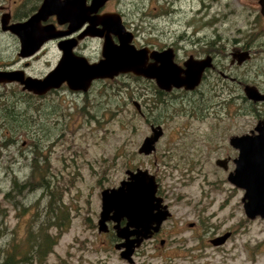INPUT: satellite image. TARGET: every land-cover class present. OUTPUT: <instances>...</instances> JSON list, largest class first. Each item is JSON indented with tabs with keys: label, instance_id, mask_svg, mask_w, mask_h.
I'll use <instances>...</instances> for the list:
<instances>
[{
	"label": "rangeland",
	"instance_id": "rangeland-1",
	"mask_svg": "<svg viewBox=\"0 0 264 264\" xmlns=\"http://www.w3.org/2000/svg\"><path fill=\"white\" fill-rule=\"evenodd\" d=\"M186 1L188 8L191 2L194 6L200 2ZM203 1L221 4L224 9L240 13L244 3L257 0ZM161 2L162 0H149L144 6L148 20L139 24V34L143 37H175L185 30L190 34L192 26L198 27L207 21L201 18H187L184 21L185 18H177L178 12L169 6L163 11L164 14L170 11L167 17L160 16ZM177 2L182 6L180 0H175L174 7H177ZM213 15L212 25H205L201 33L211 36L215 34L213 29L217 28L224 35L229 26L231 31L226 33L229 36L236 34L234 29L237 24H233V16H230V24H222L217 21L221 19L222 12L210 11L209 16ZM187 23L190 27L185 28ZM219 25H222L221 29ZM254 65L264 69V52L261 58H253L247 63V67L252 69H255ZM132 87H135L133 79L122 75L115 80L96 82L87 94L70 91L64 86L38 99L21 91L19 87L0 88V142L5 139L14 140L7 147L0 144L1 256L12 245L17 250L20 247L19 251L24 253L27 250V241L29 237H33L38 223L44 224L53 220L49 217L52 212H57L66 219L65 226L60 230L49 229V233L53 237L56 235L57 239L55 238L53 253L41 264H126L113 248L101 244L103 237L92 230L86 217L95 219L100 210V192L103 188L117 185L125 178L126 169L142 162L134 151L149 129L131 103ZM14 108L20 109L21 114H26V119L22 115L24 122L18 123V127L13 123L9 128L6 117ZM174 110L179 114L184 109L176 106ZM249 110L250 107L247 106L245 129L242 128L244 130L251 129L256 122ZM161 111H153L158 121L162 117ZM175 115L166 122V137L158 145L155 162L153 157L147 160V168L158 176L162 193H166L174 217L186 211V218L195 221L196 216L189 213L191 210L188 209L192 208L195 201L186 200L185 197L198 199L202 191L207 189V185L201 177L184 182L185 178L180 177L179 168H175L173 163H163L164 155L169 154H165L166 147L170 145L168 137L176 129L182 132L181 135L188 132L187 138L201 133L205 136H217L223 129L221 125L227 120L224 118L218 122L212 116L200 118L194 115ZM173 154L177 158L178 154ZM217 154L216 151L209 154V163L203 169L209 181L213 180L215 174L220 175L213 166ZM32 165L35 166V171L31 174ZM13 177L18 179V184L26 183L32 189L12 191ZM42 178H45L43 182ZM40 183L47 184V193L44 190L46 188L34 189ZM9 190L10 200H6L4 195ZM50 191L55 197H60V205L57 206V200L53 197L49 200ZM208 194L212 200L206 210L199 213L200 221L195 230L198 238L191 239V232L188 230L172 229L173 234L167 236L169 240L161 250L162 255L150 257L149 264H264V219L246 217L239 191L230 192L225 206H222L225 203L220 204L225 197L222 190L208 184ZM213 194L216 195V202ZM225 231H232V237L227 244L215 248L209 243L211 236ZM196 242H200L198 249L193 246ZM153 252L155 251L147 249L145 255H152ZM193 255L197 257L194 260L191 259ZM144 256L137 257L136 264Z\"/></svg>",
	"mask_w": 264,
	"mask_h": 264
},
{
	"label": "flooded vegetation",
	"instance_id": "flooded-vegetation-1",
	"mask_svg": "<svg viewBox=\"0 0 264 264\" xmlns=\"http://www.w3.org/2000/svg\"><path fill=\"white\" fill-rule=\"evenodd\" d=\"M43 1L0 0V72H16L17 75L18 72H23L24 76L42 78L56 67L62 55L61 44L65 47L69 46L73 54L84 56L89 62L98 61L102 57L105 38L113 46L120 44L118 34L113 32L112 29H104L100 22L99 16L104 13L112 14L115 22L118 21L117 15L120 17L119 21L124 30L132 33L129 44L136 49H145L148 64L154 62L151 53L154 51L159 52L160 61H156L157 65L171 63L172 61L176 68L174 70L171 67L172 71L185 79L189 78V74H195V72L197 74L200 71V68L195 65L197 62L203 61V63H206V66L200 71L199 81L195 85L192 83L181 86L171 84L169 89H165L159 87L152 78L127 72L112 79L95 80L85 92L73 91L87 94L98 81L115 80L122 75L130 76L135 82V87L131 88V103L149 129V132L143 136L142 141L134 151V154L141 158L142 162L126 170L134 172L137 169L147 170L150 175L154 176L156 182L155 196L160 199L159 205L151 209L150 214L146 212L148 215L145 218L139 219L134 217L132 220H128L122 217L116 220L112 218V213H110L109 217L104 219V225L100 228V203V210L97 212L95 219L89 216L86 219L90 221L89 226L92 230L103 237L101 244H105L107 248H113L126 264H136L137 257H143L145 250H153L155 252L152 255L146 254L144 259L138 260L139 264H149L150 257H160L162 255L161 250L168 243L167 236L173 234L172 229L174 231L188 230L191 232V239L198 238L195 230L200 221L199 213L205 211L212 200V197H208V184L215 186V189L219 191L222 190V195L225 196L223 202L220 203L221 205L225 203L222 206L227 204L230 192L234 193V191L241 192L240 201L243 206L246 190L236 186L229 179L236 165L235 160L240 152L231 140L233 137L257 134V131L253 132L254 126L260 120H263L264 123V100L254 101L249 99L245 91L246 86L249 85L264 93V69L256 65H254L255 69L247 67V63L251 59L261 58V54L264 52V19L260 12L259 0L244 3L240 13L236 10L224 9L221 4L215 5L203 0H200L198 4L195 3L197 6H194V3L191 2L189 8L186 7L188 1L185 2V0H180L182 6L177 2V7L173 6L175 0H162L160 3V16L167 17L170 11L167 14H164L163 11L167 10V6H169L171 9H175L173 11L178 12L177 18H185L184 21L187 18V20L193 18L207 20L198 27L192 26L190 34L185 30L180 34H176L175 37H143L139 34V24L148 20L147 13L144 12L143 8L146 3H149V0L148 2H145V0H106L96 11H91L88 14L83 12V18L81 17L80 20L76 17L72 20L66 18L70 16L71 12L68 15L63 14V18L58 17L56 13L49 12L42 14L37 19L32 18V16L40 13L39 9ZM58 1L70 2L71 5L73 0ZM75 4L79 5L81 2L76 0L74 6ZM84 4L89 6L91 0H84ZM210 11L213 13L222 12L221 19L217 20L218 22L221 21L222 24L225 22L230 24V16H233V24H237L234 29L236 34L229 36L226 33V31L228 33L231 31L229 26L224 35L217 28L213 29L215 34L211 36L205 32L201 33L205 25H212L214 15L209 16ZM240 21L242 22L239 24ZM188 27L190 25L187 23L185 28ZM218 27L221 29L222 25ZM169 32L170 30H168ZM106 33L107 37L104 36ZM161 52H167L170 59ZM64 86L67 87L64 83L59 88L51 89L42 95L24 92L39 99ZM18 87L23 91L21 89L22 85L17 81L0 82V88L3 89H18ZM176 106L184 109L180 111V115H194L200 118L212 116L218 122L224 118L227 120L226 123L221 125L223 129L218 132L217 136H205L201 133L187 138L188 132L181 135L182 132L176 129L171 132L172 136L168 137L170 138V145L166 147L165 154H169L164 155L163 163L165 165L173 163L175 168H179L180 177L185 178L184 182H191L201 177L207 185V189L202 191L198 199L185 197L186 200L195 201L192 208H188L191 210L189 213H194L196 216L195 221L186 218V211L174 217L171 203L166 198V193H162L158 176L147 168V160L151 157H153L154 162L156 160L158 145L166 137V122L177 113L174 110ZM247 106L250 107L249 113L255 117L256 122L251 129L244 130ZM154 109L159 112L162 110L160 121L155 118ZM179 114H176L175 117ZM1 116L2 113L0 112ZM156 126L161 127V135L155 143V149L150 154L139 153L138 149L143 140L152 134V129ZM195 136L196 138L190 142ZM214 151L218 154L214 157L213 166L220 175L216 176L217 174H215L213 180L209 181L203 169L209 163V154ZM173 153L178 154L177 158L174 157ZM48 161L49 155L47 156ZM118 184L111 187H117ZM213 198L216 202V195L213 194ZM204 200L207 201L203 204ZM163 206H166L169 215L161 219ZM44 225L45 223L42 225L44 230L41 231V248L39 251H35V257L31 258L32 261L29 260L31 264L44 263V261H47L49 254L53 253L55 237L49 233V229L54 227L48 226L46 228V225ZM125 227L128 233L127 239H140L138 245L134 242L136 246L133 247L128 259L121 256V252L125 250L124 247L116 248V245L124 243L126 240L118 235ZM167 228L169 229L167 230ZM203 229L206 230V228ZM165 233L167 234L165 235ZM222 236H226L223 242L217 244L212 242V240L217 241ZM231 237L232 231H225L222 234L211 236L208 241L215 248H220L227 244ZM199 244L200 242H196L193 246L198 249ZM196 258L194 255L191 257L192 260Z\"/></svg>",
	"mask_w": 264,
	"mask_h": 264
},
{
	"label": "water",
	"instance_id": "water-1",
	"mask_svg": "<svg viewBox=\"0 0 264 264\" xmlns=\"http://www.w3.org/2000/svg\"><path fill=\"white\" fill-rule=\"evenodd\" d=\"M81 4L74 6L76 0L62 2L58 0H44L39 9V14L32 18H39L44 13H56L58 17L63 18V14H70L66 18L71 20L76 17L80 20L83 12L89 13L96 11L106 0H91L89 6H85L84 0H78ZM260 12L264 19V0H259ZM81 12V13H80ZM78 15V16H77ZM115 22L112 14L104 13L99 16L104 29H112L120 37V44L111 45L107 38L103 44L102 57L96 62H89L84 56H78L72 53L69 46L61 44L62 55L56 67L48 72L44 77L37 78L24 76L23 72H0V82L17 81L22 85V90L36 95H42L51 89H57L62 84L72 91L85 92L88 90L93 81L99 79H112L120 74L132 72L135 75L152 78L156 84L165 89H169L171 84L175 86L197 84L199 81L200 71L206 66L203 61L195 64L200 71L195 74H189V78L183 79L180 75L173 72L175 65L172 63H162L160 53L152 52L153 63H147V52L145 49H136L129 44L132 33L125 31L120 24V17ZM31 18V19H32ZM83 18V17H82ZM106 31V30H105ZM108 32V31H107ZM107 37V33L104 34ZM109 37V36H108ZM167 55V52H161ZM162 55V54H161ZM170 59V58H169ZM170 64V65H169ZM189 81V82H188ZM246 95L254 101L264 100V93H261L254 86L247 85L245 88ZM253 135H243L233 137L232 144L240 150L238 158L235 160L236 165L229 176L230 181L236 186L246 190L243 198V207L248 218L254 219L257 216L264 218V123L258 121L254 126ZM161 135V127L156 126L152 129V134L146 137L140 145L139 153L150 154L155 149V143ZM126 178L122 179L117 187L104 188L101 190V219L99 227L104 225V219L112 213V218L118 220L122 217L128 220L145 218L151 209L159 205L160 199L155 196L156 182L154 176L150 175L147 170L137 169L135 172L126 170ZM161 219L169 215L166 206H163ZM148 212V213H146ZM150 214V213H149ZM159 218V217H158ZM127 227V225H126ZM126 227L118 233L124 237V243L116 245L117 249L125 248L121 256L128 259L133 247L138 245L140 239H127L128 233ZM146 236L145 234H143ZM226 236H222L213 241L215 244L224 241ZM136 242V245H134ZM122 250V249H121Z\"/></svg>",
	"mask_w": 264,
	"mask_h": 264
},
{
	"label": "trees",
	"instance_id": "trees-1",
	"mask_svg": "<svg viewBox=\"0 0 264 264\" xmlns=\"http://www.w3.org/2000/svg\"><path fill=\"white\" fill-rule=\"evenodd\" d=\"M18 93L21 95H24V93H22V92H18ZM28 95H30L31 97H34L31 94H28ZM24 112L27 113L26 111H24ZM22 115L23 114H21L20 109H18V110H16L15 108L12 109V111H10L8 116L6 117L7 118L6 123H8L9 128H10V126H12L13 123L15 124L16 127H18V123L22 124L24 122V120L26 119V114L23 115V116H25V119ZM14 131H16V130H14ZM13 143H14V140L12 141L10 139L9 140L5 139L4 141L0 142L1 146H4V147L10 146ZM34 171H35V166L32 165L31 166V174ZM12 180H13V184L11 186L12 191H18L19 189L24 190L26 188L32 189V187L28 186L26 183L18 184V179L15 177H13ZM44 180H45V178H42L41 182H43ZM37 188H46V189H44V190H47V191H45L46 193L49 190L47 184L43 185L40 183L34 187V189H37ZM10 195H11V192L9 190L5 193L4 198L6 200H10ZM48 197H49V200H51L53 198L56 199L57 200V206L60 205L59 204L60 197H58L57 195L55 197V195L53 194L52 191L49 192ZM13 204L16 206L15 201H13ZM49 218H53V220H51V222H49V220H48L47 223H45L46 228L48 226H52L56 230H60L62 227L65 226V220L66 219L64 217H62V215H59L57 212H55V213L52 212V216ZM42 225H43L42 223L41 224L38 223V227L35 228L36 232L34 233V235H32L33 237H29V239L27 241V250L24 253L19 251L20 247H18V250H17L15 245H12L11 248L7 247V249L3 252L2 256L0 255L1 256L0 257V264H31V262L29 260L32 261L31 258L35 257V255H34L35 251H39L41 248V237H42L41 231H42V227H43ZM55 238H56V235H55ZM56 239H55L54 243L56 242ZM17 253H18V261H17ZM20 255H22V256L19 257Z\"/></svg>",
	"mask_w": 264,
	"mask_h": 264
}]
</instances>
